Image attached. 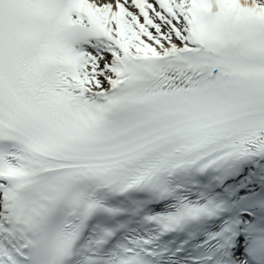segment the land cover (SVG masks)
Returning <instances> with one entry per match:
<instances>
[{"label": "snow or ice", "instance_id": "snow-or-ice-1", "mask_svg": "<svg viewBox=\"0 0 264 264\" xmlns=\"http://www.w3.org/2000/svg\"><path fill=\"white\" fill-rule=\"evenodd\" d=\"M0 264H264V0H0Z\"/></svg>", "mask_w": 264, "mask_h": 264}]
</instances>
